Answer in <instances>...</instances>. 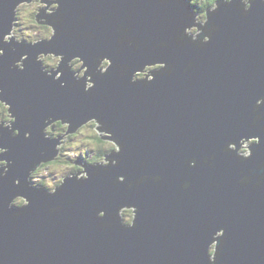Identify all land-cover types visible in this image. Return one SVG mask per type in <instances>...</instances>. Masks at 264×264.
I'll return each instance as SVG.
<instances>
[{"label":"water","instance_id":"1","mask_svg":"<svg viewBox=\"0 0 264 264\" xmlns=\"http://www.w3.org/2000/svg\"><path fill=\"white\" fill-rule=\"evenodd\" d=\"M61 3L53 48L69 57L81 54L93 67L100 54L114 63L108 74H97L96 87L85 93L68 71L62 77L69 82L65 88L41 72L35 56L47 43L17 44L15 52L11 45H0L8 49L0 57V87L21 129L13 137L0 128V144L10 148L5 155L16 161L0 178V264H209L207 244L219 227L227 229L222 261L264 264V184L256 185L255 175L240 183L241 170L244 175L250 168L259 171L264 160V120L253 126L251 112L264 95V2L255 0L247 17L238 0L221 6L210 20L219 31L202 48L177 40L181 25L191 22L185 0ZM13 7L14 0H0V39L10 29ZM82 13H87L83 22ZM97 15L103 19H93ZM122 23L127 35L144 41L139 49L120 42ZM84 31L94 38L78 35ZM164 40L168 44L161 47ZM25 51L30 53L26 69H9ZM158 60L174 64V71L158 73L148 85L131 83L130 73L120 76L122 64L135 68ZM189 62L192 67L185 71ZM49 114L67 116L74 125L90 115L107 120L124 144L121 163L109 170L90 168V179H69L55 195L28 186V169L41 149L52 153L53 142L40 132ZM26 130L32 131L31 139L24 138ZM242 135L262 137L254 156L243 163L223 151L228 140ZM213 154L215 165L209 167L205 157ZM192 157L198 158L196 167L186 163ZM121 174L128 180L145 174L162 179L130 189L127 182L116 183ZM16 177L22 179L20 186L14 184ZM185 181H191L188 189ZM14 188L29 197V207H7ZM126 203L140 207L135 228L122 226L114 215ZM100 208L107 209L103 218L96 214ZM17 211L20 215H13Z\"/></svg>","mask_w":264,"mask_h":264},{"label":"clouds","instance_id":"2","mask_svg":"<svg viewBox=\"0 0 264 264\" xmlns=\"http://www.w3.org/2000/svg\"><path fill=\"white\" fill-rule=\"evenodd\" d=\"M167 0H160L161 4ZM264 2V0H262ZM236 3V0H185V4L190 6V11L187 15L190 17V23L181 25V30L178 32L177 40L183 42L187 40L196 47H204L209 44L214 34L219 31L220 26L216 23H211V15L218 12L221 6H231ZM255 0H238V7L241 9V14L247 17L254 6ZM62 8L61 0H14L12 8V19L10 29L5 32L0 39V45H11V50L15 52L17 44H26L36 46L41 43H47L45 50H40L35 56V60L40 64V70L46 76L51 77L53 81H59L60 87L69 86L67 80H63L65 71L72 74V78L79 84H82L85 93H91L96 87L95 77L98 75L104 76L109 73L113 66V59L110 55L100 54L95 59V67L89 64L86 58L81 54H74L70 57L65 52L59 51L52 46V42L58 35L57 24L62 22V17L57 15V12ZM43 10V15L41 12ZM52 20L49 22L48 17ZM87 13H82L80 16L81 22L85 20ZM95 20H102V15L93 17ZM119 32L123 33L120 36V42L125 40L129 47L135 46L137 49L144 43L143 40H137L127 35L128 29L120 25ZM69 34H71L69 32ZM78 35L86 38H94V33L84 31ZM13 41L15 43H13ZM167 40L161 41L160 46H166ZM8 49L0 46V57H4ZM119 51V49H118ZM30 59L28 51L23 52L18 58H13L12 63L7 65L9 69L24 71L27 67L26 61ZM62 65H64L62 67ZM192 67V63L186 66L185 71ZM175 65L170 64L165 60L154 62H146L142 67H133L130 64H122L119 66V73L124 77L130 73V82H143L145 85L151 84L158 73L166 71L172 73ZM6 93L4 87H0V128L8 129L13 137L19 136L21 129L16 127L18 115L9 99L5 98ZM31 108V105L27 106ZM264 95L259 96L252 105V125L264 120ZM27 122L31 124V115L25 112ZM44 140L52 141V153L49 154L47 147H44L39 152L36 160L33 161L32 167L28 169L27 179L25 183L32 188H43L49 195H55L69 179L88 180L92 176L89 170L102 167L104 170H109L121 163L120 154L124 150V144L116 135L112 125L97 115H90L82 119L78 124L67 116H57L49 114L44 117L43 126L40 129ZM25 139H31L32 131L26 130L23 133ZM262 137L260 135H242L238 140H228L223 148L226 153H233L241 162H245L254 156L256 148L254 145H260ZM10 152V148L0 144V178L6 177L16 161L9 159L5 154ZM205 162L209 167L215 165V154L212 158L205 157ZM186 163L189 167H196L199 163L197 157H192ZM259 171L248 169L249 175H244L243 170L240 183L247 184L255 175L256 185L264 184V160L258 165ZM159 181L162 177L157 174L149 176L145 174L139 177L138 180H128L126 175L116 176V183L127 182L128 188H133L135 185L144 183L149 179ZM22 183L21 177L14 179V184L20 186ZM191 186V181H185L183 188L188 189ZM15 193L8 200L7 207L9 209H25L30 206L31 200L24 192L13 189ZM59 205L51 209L52 212L59 210ZM140 207L137 204H122L114 215L119 219L122 226L127 228H135L140 213ZM107 213V209L100 208L97 211V216L103 218ZM13 215H20V212H13ZM108 222H105V226ZM227 243V229L219 227L212 233L211 239L207 244V254L209 264H228L227 260H221L222 248ZM197 246L194 244L193 249ZM28 255H31L29 252Z\"/></svg>","mask_w":264,"mask_h":264}]
</instances>
